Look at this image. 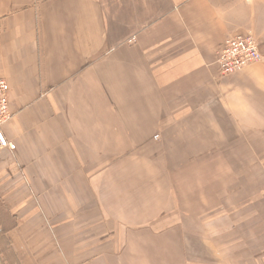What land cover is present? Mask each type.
<instances>
[{"label": "crops", "instance_id": "1", "mask_svg": "<svg viewBox=\"0 0 264 264\" xmlns=\"http://www.w3.org/2000/svg\"><path fill=\"white\" fill-rule=\"evenodd\" d=\"M0 79L18 264H264V0H0Z\"/></svg>", "mask_w": 264, "mask_h": 264}, {"label": "built area", "instance_id": "2", "mask_svg": "<svg viewBox=\"0 0 264 264\" xmlns=\"http://www.w3.org/2000/svg\"><path fill=\"white\" fill-rule=\"evenodd\" d=\"M263 60L258 44L251 35H238L227 39L217 54V62L223 76H232L238 71ZM12 118L10 112V85L0 79V151L11 147L3 127ZM158 138V137H155Z\"/></svg>", "mask_w": 264, "mask_h": 264}, {"label": "rangeland", "instance_id": "3", "mask_svg": "<svg viewBox=\"0 0 264 264\" xmlns=\"http://www.w3.org/2000/svg\"><path fill=\"white\" fill-rule=\"evenodd\" d=\"M11 225L12 220H9L4 205L0 204V260L3 264H18L17 258L10 247L9 240L2 234Z\"/></svg>", "mask_w": 264, "mask_h": 264}, {"label": "trees", "instance_id": "4", "mask_svg": "<svg viewBox=\"0 0 264 264\" xmlns=\"http://www.w3.org/2000/svg\"><path fill=\"white\" fill-rule=\"evenodd\" d=\"M0 204L2 205L3 203H2V202H0ZM2 234L4 235V231L2 232Z\"/></svg>", "mask_w": 264, "mask_h": 264}]
</instances>
